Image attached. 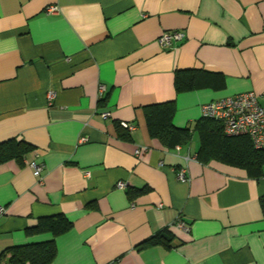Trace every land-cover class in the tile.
<instances>
[{
	"label": "crops",
	"instance_id": "0c3cea01",
	"mask_svg": "<svg viewBox=\"0 0 264 264\" xmlns=\"http://www.w3.org/2000/svg\"><path fill=\"white\" fill-rule=\"evenodd\" d=\"M167 30L186 38L162 47ZM188 68L224 84L177 93ZM250 90L264 106V0H0V142L34 145L0 164V264L13 246L51 239V264H264V176L198 158L203 105ZM173 100L191 139L166 148L146 108ZM121 121L135 131L122 136ZM57 214L71 230L29 231ZM165 227L175 246H140Z\"/></svg>",
	"mask_w": 264,
	"mask_h": 264
},
{
	"label": "trees",
	"instance_id": "16d2710c",
	"mask_svg": "<svg viewBox=\"0 0 264 264\" xmlns=\"http://www.w3.org/2000/svg\"><path fill=\"white\" fill-rule=\"evenodd\" d=\"M224 84L220 73L203 69H179L175 73L177 93L205 87L217 88ZM176 102L168 101L150 105L146 108V123L149 134L166 148H174L190 141V128H180L173 123ZM123 128V127H122ZM125 129V128H123ZM201 139L198 158L203 162L218 161L223 164L242 168L252 178L264 176V148H256L248 135L228 136L222 124L212 118L202 117L196 124ZM126 130V129H125ZM127 131V130H126ZM124 132L122 136L130 133ZM34 145L17 138L0 142V164L11 159L23 162ZM264 209V197L262 198ZM73 222L64 214L41 217L38 224L29 228L30 232H50L55 237L68 232ZM175 234L165 227L141 243L142 245L165 244L175 246ZM12 252L8 264H51L57 256L54 239L38 243L17 245L9 248Z\"/></svg>",
	"mask_w": 264,
	"mask_h": 264
},
{
	"label": "built area",
	"instance_id": "2783aa9c",
	"mask_svg": "<svg viewBox=\"0 0 264 264\" xmlns=\"http://www.w3.org/2000/svg\"><path fill=\"white\" fill-rule=\"evenodd\" d=\"M48 11L54 12L56 6H50ZM186 33L183 30H167L163 31L158 38L162 47H171L173 43L183 41ZM106 87H99V96L103 97ZM54 92H50L52 98ZM203 117L212 118L222 124L223 131L228 136L248 135L256 148H264V106L259 100V94L254 91H244L231 96L221 97L205 103L202 107ZM110 112H103L102 116L107 118ZM120 125L129 133H133L136 129L134 122L121 121ZM84 139V138H83ZM147 150V147L137 148L136 155H141ZM33 173L40 183L43 182L44 163L38 160L29 162ZM177 177L182 182L190 181L188 167L182 166L177 173ZM125 181H119L117 186L126 188ZM7 209L4 205H0V218L6 213ZM181 228L188 229L184 221L177 222Z\"/></svg>",
	"mask_w": 264,
	"mask_h": 264
}]
</instances>
